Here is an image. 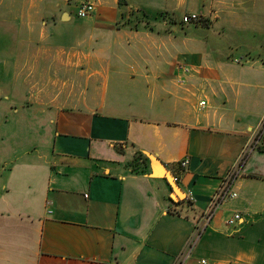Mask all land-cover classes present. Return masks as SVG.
<instances>
[{
  "label": "crops",
  "instance_id": "obj_1",
  "mask_svg": "<svg viewBox=\"0 0 264 264\" xmlns=\"http://www.w3.org/2000/svg\"><path fill=\"white\" fill-rule=\"evenodd\" d=\"M73 1L19 6L29 29L48 19L66 32L0 33L1 117L24 137L0 147V264H264V0H91L79 19L62 12ZM133 11L150 26H116ZM192 12L205 22L184 23ZM81 25L83 65L48 50ZM48 65L80 72L82 94L44 93ZM140 152L168 166L190 206ZM230 176L237 196L205 220Z\"/></svg>",
  "mask_w": 264,
  "mask_h": 264
},
{
  "label": "rangeland",
  "instance_id": "obj_2",
  "mask_svg": "<svg viewBox=\"0 0 264 264\" xmlns=\"http://www.w3.org/2000/svg\"><path fill=\"white\" fill-rule=\"evenodd\" d=\"M25 1L26 0H0V33L1 34L9 33V32L18 34L22 31H27V32L33 31L36 33V35H38L39 32L41 33L44 32L45 34L47 33L49 35V33L55 34L56 32L57 33L66 32L65 29L59 31L56 28L57 21H49L48 19L40 20L38 23L31 24L30 25L31 28L29 29L28 25L22 22V18H21L23 12H24L23 15L25 16L27 15V9L19 8V6ZM84 2L94 3L91 0H83L80 2L73 1V3L69 2L68 8H66V10L62 9L63 10L62 12L69 13L71 16H74L75 19H79L81 17L78 16V9ZM13 3L15 5L14 7H13ZM120 5H123V2L121 3L120 1ZM95 7H96V4H95ZM127 16L128 15L126 14V12L122 13V18L120 21L116 23V26L121 27L123 25H129L132 22L136 23L137 25L144 24L146 27L150 26L149 20L147 19V16L144 13L140 14L139 12L136 14V12L133 11V12H129V16L128 17ZM8 17L11 20H8L7 19ZM125 17H127V20L123 21ZM204 22H205L204 17L202 16V19L197 23H204ZM87 28H88L87 25H83V26L81 25V26H78L77 29L72 30V31H77L76 35L78 36H74L75 39L65 40L64 38L58 39L55 37V39H52L53 45L51 46L48 45V50L52 47L56 48L59 46H62V47L65 46V51H72L73 53L75 52L78 55V57H75V60L76 61L78 60V64H81L82 63V52L86 50L85 38H86L87 30H88ZM19 42H20L19 40H14V43L16 44ZM25 42L28 43L29 41H25ZM29 43H31L30 46L32 47L33 46L36 47L35 45H37L36 44L37 41L35 40H32ZM16 46L17 45H15V50H17ZM26 48H29V47H26ZM1 52L2 51L0 50V53ZM22 58L24 59V57L20 55V53L15 55V59H14L15 64L16 65L22 64V60H23ZM3 59L6 65L7 63L11 64L12 62V56H3ZM48 62L51 63L52 60ZM14 75L16 77L17 76L24 77L28 75V72L19 70V71H15ZM36 75H38V73H36ZM75 75H79L78 77L79 80L82 79L80 72L68 71V72H64L63 74L62 69H60V67H58L57 69H53V68H50L48 65V68H46V80H48V84L46 86V89H44V93L48 95L49 94L59 95L60 97H63V100H66L67 97L69 96L70 97L75 96V95L79 96L80 94H82L84 88L83 87H77V88L72 87V79L74 78ZM37 90H38L37 88L32 89V93ZM10 102L11 101H9L6 97H4L2 104L0 101V109L1 107H3V111H4L2 113V109L0 110V147H21L20 144L21 142H23V139H24V137H21L23 134L22 132H16V134L20 136L19 138L17 136L14 137V136L7 134V132L12 133L14 129L20 128L19 126L20 121L13 120L11 116L9 120L7 119L2 120V117H1L2 114H6L7 111H10ZM12 106H17V105H12ZM137 157L140 158L141 155L138 154ZM3 169L4 167L0 165V176H3V178H5L6 174L3 173L4 172ZM185 200L186 199H184V201ZM183 203H187V205L190 206V202H183Z\"/></svg>",
  "mask_w": 264,
  "mask_h": 264
},
{
  "label": "built area",
  "instance_id": "obj_3",
  "mask_svg": "<svg viewBox=\"0 0 264 264\" xmlns=\"http://www.w3.org/2000/svg\"><path fill=\"white\" fill-rule=\"evenodd\" d=\"M96 10L95 4L92 2H84L78 9V16L81 18L88 17L92 15ZM202 19V15L196 12L187 13L183 16L182 21L184 23H197ZM184 72H188V67H182ZM189 160L184 159L181 161L182 168H185L188 165ZM233 176H230L226 183H224L212 196L210 210L207 213V217L205 220H209V218L214 214L215 210L219 207V205L227 200L230 197L237 196L236 192H231V181ZM177 179V177H176ZM178 181V180H177ZM241 218L240 213H235L233 217H231L227 223L229 225L234 224L238 219ZM202 263H206L205 260H202ZM181 264V263H179Z\"/></svg>",
  "mask_w": 264,
  "mask_h": 264
},
{
  "label": "water",
  "instance_id": "obj_4",
  "mask_svg": "<svg viewBox=\"0 0 264 264\" xmlns=\"http://www.w3.org/2000/svg\"><path fill=\"white\" fill-rule=\"evenodd\" d=\"M147 156L150 159L151 168L153 172L152 174L158 177H164L168 180L172 188L171 196L177 201L186 199L187 195L185 191L182 189L176 177L172 174L168 166L153 153H147Z\"/></svg>",
  "mask_w": 264,
  "mask_h": 264
},
{
  "label": "trees",
  "instance_id": "obj_5",
  "mask_svg": "<svg viewBox=\"0 0 264 264\" xmlns=\"http://www.w3.org/2000/svg\"><path fill=\"white\" fill-rule=\"evenodd\" d=\"M140 155H141V158H143V160L149 161V158L147 156H145L144 154H142L141 152H140ZM170 189L172 190L171 186H170ZM170 200L173 201V199L171 197H170ZM183 202H189V200L186 199L185 201L184 200L179 201L180 204L183 203ZM179 203H176V204H179Z\"/></svg>",
  "mask_w": 264,
  "mask_h": 264
}]
</instances>
